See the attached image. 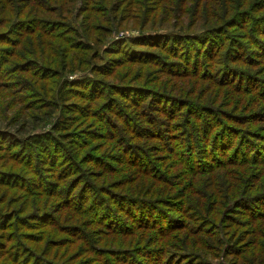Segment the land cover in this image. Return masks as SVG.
<instances>
[{
  "label": "rangeland",
  "instance_id": "obj_1",
  "mask_svg": "<svg viewBox=\"0 0 264 264\" xmlns=\"http://www.w3.org/2000/svg\"><path fill=\"white\" fill-rule=\"evenodd\" d=\"M140 1L147 9L144 15L131 9L134 7L128 0L106 2L107 5L117 4L123 8V12H118L116 19L123 25L121 29L112 33V37L105 46L104 55L108 59L100 64L103 71L99 75L89 71H78L67 76L69 81L67 86L76 87V89L75 91L65 89L63 101L61 100L72 109V120H69L68 126L60 133L61 137H67L73 132L74 134L68 138H61L58 147L51 145L50 148L44 147L39 150L18 141L27 134L41 135L50 131L51 123L57 115L53 107L56 99L45 97L42 87L51 89V86L44 84L40 89L43 83L31 76L32 73L20 74L17 71L12 73L7 66L0 68V74L4 76L0 79V264H23V261L30 257L33 263L41 264L112 263L111 258L106 257L105 251L122 247L129 238H119L116 234L105 235L99 227L91 228L87 218H96L97 213L107 216L110 213L108 204L112 205L113 200H116L115 206L123 205L122 208L127 209L128 213L131 209H135V203H145V197L149 198L150 195H153L154 199L162 201L167 199V203L178 205L177 200L181 198L193 200L195 196H185L196 189L201 190L199 184L198 186L193 184L194 176L186 172V167L177 165V158L169 152L167 143L151 140L138 144L132 137H127L128 125L132 124L134 127L133 123L138 120L144 123L152 118L151 114L149 113L148 116L143 106L132 103L131 100L124 105L120 101L126 98L123 93L117 94L118 98L113 99L111 97L113 92L111 94L106 92V85L110 86L116 81L131 84L128 82L131 81L147 85L148 88L169 91L178 99L179 105H183L185 101L189 106L193 104L192 111L199 104L212 109L208 112L211 115L209 118L214 123L219 117L228 116L239 130V139L244 136V141L247 138H253L258 143H264V90L256 92L254 88L245 86L246 83H251L250 78L264 77V61L252 60L253 55L250 51L244 54L245 51L241 50L242 42L249 31L238 24L212 32L213 42L219 43L214 56L198 58L195 51H198L199 46L189 47L187 53H180V58L190 71L187 70L183 76L179 77L162 74L152 64L128 62L116 55L125 47L132 46L131 40L142 39L139 37L145 31H147L144 33L145 38L161 39L157 35H151L155 34L153 30L170 33L178 29L196 30L194 32L204 29L207 23L216 17L214 9L216 0H189L188 2L170 0L167 10L171 11L175 5L183 6L184 10L176 13L182 18L173 16L166 20L165 17L157 16L150 21L148 15L153 9L155 13L157 7L161 5V0ZM257 2V0H227L225 6L246 8L255 14L264 13V5H259ZM82 4L90 5L87 0L76 1V7L79 8ZM198 4L201 5L196 8ZM2 6L9 7L7 1L0 0V7ZM99 7L101 5L93 8ZM116 13L110 11L107 16L111 17ZM73 19L75 25L80 27L79 31L83 30V24L92 21L91 18H84L81 14ZM3 20L4 17L0 15V21ZM104 21L109 23L108 20ZM192 41L191 38L185 37L174 42L173 46L167 44L166 47L178 48L179 51L182 49L183 52L186 49V43L190 44ZM233 44H237L236 50L231 51L229 46ZM135 46L138 45L135 44ZM4 47L7 45H0V53ZM118 48L122 50H117ZM192 51H194L193 54H191ZM202 60H205V63ZM15 61L20 60L15 59ZM231 69L240 71V74L247 71L245 75L248 79L244 78L245 81L241 82L240 78L239 80L231 79L234 74L229 77L219 74L221 71ZM34 72L40 75L44 73V69L38 66ZM225 79L229 80L225 81ZM49 81L54 82V79L50 78ZM3 83L8 86H1ZM88 84L90 86L86 90ZM58 85L59 83H55L52 87ZM31 88L32 91L29 92ZM85 91H99L98 107L92 108L95 99L83 100L79 97ZM168 128L170 132L172 128L170 126ZM68 139L71 140L68 142ZM134 143L140 147L146 145L153 157L151 169L161 165V171L168 173V176L164 174L163 178L157 180L154 176L139 172L123 161H117L120 165L113 167L114 155L116 159L121 158L120 150L123 146ZM69 145L75 149L89 150L91 152L89 154L92 155L87 156L88 153H85L83 159L79 160L77 171L81 166L84 167L82 174H86L84 183L87 185L80 183L77 186L79 189L72 198L65 196V190L75 185L74 181L79 179L80 173L73 170L75 167L73 162L68 166L64 165L67 157L62 149L67 147L69 150ZM208 149L210 150H207V156H205L207 158H209V152L214 154V144H209ZM112 154L113 158L106 160ZM198 167L200 166L196 168ZM213 171L215 170L206 174ZM94 174L100 176L95 177ZM54 176L56 180L49 181ZM202 185L207 189L209 182L205 180ZM100 194L106 196L102 198ZM130 197L136 198L130 200ZM138 198L140 200H137ZM71 199L75 200V203L70 207L68 204ZM188 204L193 205V201ZM100 205L104 208L99 210ZM188 211L193 213L192 209L188 208ZM237 217L241 219L243 215L238 214ZM239 229L242 230V228ZM150 235L151 241L145 244L155 248L159 246L169 252L180 251L188 243L185 241L188 236L180 231L173 232L172 236L168 235L166 240L163 235L157 236L153 231ZM224 239H226L225 236H223ZM136 244L138 243L128 242L127 246ZM193 247L200 250L195 245ZM223 258L224 255L221 253L218 258L209 259L212 264L225 262L227 264L231 259L230 256ZM139 261L138 264H148L142 260Z\"/></svg>",
  "mask_w": 264,
  "mask_h": 264
},
{
  "label": "trees",
  "instance_id": "obj_2",
  "mask_svg": "<svg viewBox=\"0 0 264 264\" xmlns=\"http://www.w3.org/2000/svg\"><path fill=\"white\" fill-rule=\"evenodd\" d=\"M2 1H7L9 7H0V15L4 17V20L0 21V45H7L0 53V68L7 66L12 73L16 71L20 74L32 73L31 76L43 83L40 89L44 84L51 86V89L42 87L44 96L56 99L53 107L57 115L51 123L50 131L41 135L27 134L18 141L39 150L44 147L50 148L51 145L58 147L61 138H68L74 134L73 132L67 137H61L60 133L68 126L69 120H72V109L61 100L63 101L65 89L72 91L76 89V87L67 86L69 82L67 76L78 71H89L95 75L103 71L100 64L108 59L104 55L105 46L112 37V33L122 28V22L116 19L118 12H123V8L117 4L107 5L106 2L111 0H87L90 5L82 4L84 6L79 8L76 7L77 0ZM128 1L134 7L131 8L134 11L142 15L147 11L140 0ZM169 1L161 0V5L157 7L155 13L153 9L148 15L149 21L157 16L165 17L166 20L173 16L178 18L179 15L176 13L184 10V7L175 5L169 11L167 10ZM257 1V4L264 5L263 0ZM226 2L227 0L215 1L216 17L198 32L190 29H178L170 33L153 30L155 34L151 35H157L161 39H148L144 34L147 31H140L144 32L139 37L142 39L131 40L133 45L125 47L116 56L128 62L152 64L162 74L183 76L189 67L180 58V53H187L189 47L198 45V51H195L196 57H212L219 43L213 42L211 33L239 24L241 28L249 31L242 42L241 50L245 51L244 54L250 51L253 55L252 60L264 61V13L255 14L246 8L227 7ZM100 5L99 8H93ZM200 5L198 4L196 8ZM102 11L104 13H101ZM110 11L117 13L109 17L107 15ZM80 14L92 20L90 23H85L87 25L83 24L82 31H79L80 27L73 22V18ZM179 18L182 16L180 15ZM100 20L102 22H98ZM104 20H108L109 23ZM185 37L193 41L190 44L186 43V49L183 52L182 49L179 51L178 48L166 47L167 44L173 46L174 42ZM236 45L229 46V49L236 50ZM120 49L122 50V48L117 50ZM15 59L20 61L16 62ZM202 62L205 63V60ZM38 66L44 69L43 74H35L34 70ZM239 72L231 69L221 71L219 74L224 77L234 74L231 79L239 80L240 78L241 82L248 79L245 75L247 71L243 74ZM3 78L4 76L0 74V79ZM50 78H53L54 82L49 81ZM250 79L253 83L248 82L245 86L254 88L256 92L264 90V77ZM228 80L225 79V81ZM128 82L131 84L116 81L110 86L106 85L105 90L110 94L113 92L111 94L113 99L118 98L117 94L123 93L126 98L120 101L124 105L131 100L132 103L143 106L148 116L150 113L152 118L144 123L138 120L133 123L134 127L132 124L128 125L127 137H132L138 144L151 140L167 143L169 152L177 158V165L186 167V172L194 176L193 184L197 186L199 184L201 190L196 189L185 196H195L193 200L187 198L177 200L178 205L167 203V199L164 201L154 199V196L150 195L149 198L145 197V203H135V209H131L128 213L127 209L122 208L123 205L115 206L116 200H113L112 205L108 204L110 213L107 216L97 213L98 217L87 218L91 228L99 227L105 235L116 234L119 238L128 237V242L138 243L127 246L128 242H126L122 247L107 249L106 257L112 260V263L108 264H138L139 260L148 264H212L209 258H218L221 253L224 258L231 257L227 264H264V143H258L253 138H247L244 141V136L239 139V130L228 116L219 117L214 123L209 118L211 115L208 111L212 110L209 107H202L199 104L192 111L193 104L189 106L185 101L183 105H179L178 99L169 91ZM55 83L59 85L52 87ZM1 86L8 85L3 83ZM89 86L90 84L85 89L88 90ZM31 91L32 88L29 92ZM98 92L85 91L79 97L83 100L95 99L92 108L98 107L100 98ZM168 126L172 128L170 132H168ZM70 140L68 139V142ZM136 143L125 144L120 150L121 158L116 159L114 155L113 167L120 165L117 161H123L139 172L154 176L157 180L163 178L164 174L168 176V173L161 171V165L151 169L153 157L148 147L146 145L140 147ZM209 144H214V154L209 152V158H207L205 156H207V150H210ZM69 146V150L67 147L62 149L67 157L64 165L68 166L73 162L75 164L73 170L77 171L80 158L83 159L85 153H88L87 156L92 155L84 148L75 149ZM138 155L143 157L140 158ZM112 158L113 154L106 160ZM197 166L200 167L196 168ZM83 170L84 167L81 166L77 171L80 173L79 179L74 181L75 185L69 184L70 187L65 190V196L68 198H72L79 189L77 186L85 182L86 174H82ZM212 170L215 171L206 174ZM94 176L100 175L94 174ZM55 180L54 176L49 181ZM205 180L209 182L207 189L202 185ZM86 185L87 183H84V186ZM100 196L104 198L106 195L100 194ZM135 198L130 197V200ZM192 201L193 205L188 204ZM74 203L75 200L71 199L68 206L71 207ZM103 208L102 205L98 207L99 210ZM188 208L192 209L193 213H188L191 212ZM238 214L243 217L238 218ZM151 231L157 236L163 235L164 240L169 237L168 235L172 236L173 232L180 231L186 233L188 238L185 241L188 243L180 251L169 252L159 246L155 248L145 244L151 241ZM223 236L226 239L223 240ZM164 244L167 245L165 241ZM194 245L200 250L194 249ZM100 260L101 258L99 262ZM23 264L41 263H33L30 257L25 259Z\"/></svg>",
  "mask_w": 264,
  "mask_h": 264
}]
</instances>
